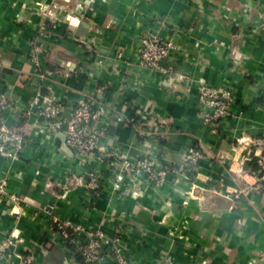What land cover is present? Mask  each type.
<instances>
[{
	"label": "crops",
	"instance_id": "obj_1",
	"mask_svg": "<svg viewBox=\"0 0 264 264\" xmlns=\"http://www.w3.org/2000/svg\"><path fill=\"white\" fill-rule=\"evenodd\" d=\"M148 33L178 47L165 72L139 64ZM203 83L233 93L218 124L200 115ZM0 93L25 133L17 159L0 154V241L12 240L0 264H79L55 218L120 235L135 264H264V176L245 167L264 148V0H0ZM48 95L105 106L103 161L50 132L31 105ZM192 146L203 156L186 164ZM122 156L168 175L115 191Z\"/></svg>",
	"mask_w": 264,
	"mask_h": 264
},
{
	"label": "built area",
	"instance_id": "obj_2",
	"mask_svg": "<svg viewBox=\"0 0 264 264\" xmlns=\"http://www.w3.org/2000/svg\"><path fill=\"white\" fill-rule=\"evenodd\" d=\"M177 48L173 40L148 33L141 39L139 64L154 71L165 72L163 61L170 59L177 52ZM199 102L203 121L218 124L231 114L234 96L230 89L220 90L203 83L200 87ZM12 105V99L0 93V154L8 159H17L25 147V133L5 122V111ZM31 105L39 107L37 112L44 119L50 132L63 134L66 145L73 152L85 158L94 154L98 160L103 161V154L107 152L101 139L106 130L98 121L108 112L104 105L93 106L89 99L81 98L68 110L58 98L50 95L43 102L36 97ZM202 156L201 148L192 146L184 153L183 159L186 164H196ZM119 162V170L113 182L115 191L122 189V182L128 175L144 176L147 183H155L156 186L162 184L168 175L166 167L151 156L137 158L122 156ZM256 163L264 176V148ZM100 170L96 167L90 173V182L93 185H89V188L94 189L93 194H98L100 190L101 185H97L101 178ZM6 194L3 180L0 183V195ZM9 198L13 201L18 200L15 194H11ZM54 226L70 246L72 255H81L79 264H104L106 258L111 259L112 264H135L127 254L126 242L118 234H108L100 227L88 228L75 223L72 219L55 218ZM11 244V239L0 241V262Z\"/></svg>",
	"mask_w": 264,
	"mask_h": 264
},
{
	"label": "trees",
	"instance_id": "obj_3",
	"mask_svg": "<svg viewBox=\"0 0 264 264\" xmlns=\"http://www.w3.org/2000/svg\"><path fill=\"white\" fill-rule=\"evenodd\" d=\"M245 167L249 170H251L252 172H256V171H259L260 172V167L259 165L256 163V160H252V161H248L246 164H245ZM75 257L77 258V260L79 262H81V255L80 254H76Z\"/></svg>",
	"mask_w": 264,
	"mask_h": 264
}]
</instances>
